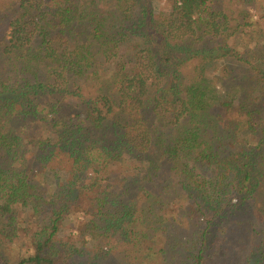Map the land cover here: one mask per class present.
<instances>
[{"label":"trees","instance_id":"trees-1","mask_svg":"<svg viewBox=\"0 0 264 264\" xmlns=\"http://www.w3.org/2000/svg\"><path fill=\"white\" fill-rule=\"evenodd\" d=\"M160 2L0 0V247L38 225L12 264H264V18Z\"/></svg>","mask_w":264,"mask_h":264},{"label":"rangeland","instance_id":"rangeland-1","mask_svg":"<svg viewBox=\"0 0 264 264\" xmlns=\"http://www.w3.org/2000/svg\"><path fill=\"white\" fill-rule=\"evenodd\" d=\"M255 5H256L255 9L249 10L250 16L247 17V19L249 22L263 23L262 19L264 18V0H256ZM169 8L170 7L167 5V3H165V0H161L159 4L158 12L156 14L158 16L157 18H159L160 20H163L164 15L161 14L163 13L161 11H166ZM254 30L255 32L258 31L257 25H254ZM254 35L255 36L251 37V39L253 40H255L256 37L258 36L256 34ZM253 42L254 41H252V43ZM19 213H20L19 215L20 217L18 219L19 220L18 221L19 234L15 237L13 246L5 245V246L0 247L2 248L0 249V257H3L2 258L3 261L5 259H8L9 264L16 262L18 259L22 257H26L27 255H30L31 253V249L29 247L30 238L28 235H26L27 233H25L24 230H27V232L31 234V232L37 229V226H38L37 222L35 221V218L31 216L30 213L28 214L24 213L23 215H21V213H23L22 211H20ZM84 219L86 220V217L83 216L79 212L74 213L70 215L68 218H66L57 236L58 237L57 240L60 241L61 243H65V247L70 248V250L81 247V245L83 244V240H81V237L79 236L78 224L82 223V221H85ZM176 235L178 237L179 236L182 237L187 242H190V240L192 239V237L190 236V233H188L186 229L181 230L180 232H177ZM85 245H89V243ZM119 248L122 249L123 245L120 244V245L115 246V253L117 252ZM154 259H155L154 257L151 258V256H148V257L146 256L142 264H159ZM73 260L82 262V261H85V258L84 256L82 257V255L81 256L76 255Z\"/></svg>","mask_w":264,"mask_h":264}]
</instances>
